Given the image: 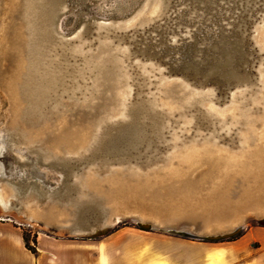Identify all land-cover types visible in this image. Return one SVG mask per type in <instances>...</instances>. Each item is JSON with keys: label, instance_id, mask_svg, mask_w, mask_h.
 I'll use <instances>...</instances> for the list:
<instances>
[{"label": "rangeland", "instance_id": "rangeland-1", "mask_svg": "<svg viewBox=\"0 0 264 264\" xmlns=\"http://www.w3.org/2000/svg\"><path fill=\"white\" fill-rule=\"evenodd\" d=\"M234 1L139 0L119 15L104 0H0V189L34 219L1 221L31 246L115 214L125 233L161 232L137 218L209 233L243 222L231 239L264 248V0ZM217 47L249 81L226 88ZM162 125L127 158L124 143Z\"/></svg>", "mask_w": 264, "mask_h": 264}, {"label": "crops", "instance_id": "crops-1", "mask_svg": "<svg viewBox=\"0 0 264 264\" xmlns=\"http://www.w3.org/2000/svg\"><path fill=\"white\" fill-rule=\"evenodd\" d=\"M1 220L0 264H264V248H249L242 237L219 241L243 248L202 247L200 241L205 240L169 232L70 237L39 233L33 251L20 227ZM254 237L264 243L263 231Z\"/></svg>", "mask_w": 264, "mask_h": 264}, {"label": "water", "instance_id": "water-1", "mask_svg": "<svg viewBox=\"0 0 264 264\" xmlns=\"http://www.w3.org/2000/svg\"><path fill=\"white\" fill-rule=\"evenodd\" d=\"M137 1H139V0H135L134 3H136ZM238 1L239 0H235L233 2V5H239V2ZM134 3L130 7H128V9L125 12H119V15L131 11V9L133 8ZM246 3H248V0H243L242 5H246ZM239 33L242 35V38H244L247 35V34H243V30H240ZM213 51L215 53H213V56H211L210 58H208V61L212 62L217 67L219 66L221 68V70H223V71L225 70L226 67H229L228 70H227L228 79L223 80V83L226 85V88H230L233 84H238L240 82H244V81H249L250 80V77L248 75H246V74H243L242 76H240V75L238 76V72H241V70H243L245 68L244 66H241V68H239L241 62L236 64V63H233L232 60H230L229 58H224L223 60H221L220 59V57H221L220 54H222L221 53L222 51H221V49L219 47H217V50H212V52ZM203 58L204 57H202V56L197 57V59L193 60L194 64H195V62L200 63ZM248 70L253 72V70H251V68H250V65L248 66ZM244 73H246V72H244ZM143 80L145 81V78L144 77H143ZM146 99H147V97L145 98V100ZM145 100H143V102ZM144 106L146 107V102H144ZM194 108H198V103L194 104V106L191 107V109H189V110H192ZM146 109H147V107H146ZM198 110L200 111L199 114H201L203 116L205 110L202 111L199 108H198ZM149 112L150 111H148V114H150ZM158 112H159V110H158ZM159 118H160V116H159ZM209 119H211V118L210 117L209 118L207 117V121H209L210 124H212L211 123L212 120L210 121ZM153 126H152V128H153ZM162 126H161V129L160 130H159V128H154V130H156V132H157V134H153L154 136L151 135V137H150L149 136L150 135L149 133H148L149 135L147 133H144L143 135H144V138L145 139L142 137L141 139L135 140L134 142L124 143L125 146H127V149H125L126 151L124 150L123 153L128 156L127 158H130L129 155H132L131 153L139 154V152H141V148H143L145 146L148 148V150L153 149V145L150 144V143L153 142V140L154 141H156V140L158 141V139L164 133L163 130H164L165 126H163V127ZM147 136H149L152 139H146ZM140 140H142V141L140 142ZM96 142H97V144H99L100 143L99 139H95V141H93L94 144H96ZM94 158H96V157L94 156L91 159H94ZM113 160H117V159H113ZM17 180L18 181H25L24 178H19ZM34 186L37 187L36 190H37V192L38 191L40 192V193H38L40 195L41 194V189L39 187V183L38 182H35V185ZM83 199H85V198H82V197L78 196V198H77L76 201L80 204V203H82L84 201ZM90 201H92V200H90ZM8 218H9V216H8ZM120 220L116 221L111 228H106V229L104 228V229L99 230L98 232H94V233H89L88 232L87 234L90 235V236H99V235L106 234V233L110 232L113 229V227L118 222H120ZM77 223H78V227H73V228H75L74 231H76V230H79V231H82L83 230V231H85V230H88L89 229L88 226L86 227L84 225H79V224H81L79 222H77ZM137 224L141 228H145V229H148V230H152V227H150L147 224H141L139 222H137ZM66 227H69V225L66 226ZM89 230H91V229H89ZM242 230H243L242 227L237 226L231 232H227V233H223V234H216V235H193V234H189L187 232L176 231V230H173V229L168 230L167 232L172 233V234H177V235H180V236H184V237L195 238V239H199V240L219 241V240H224V239L232 238V237L236 236L237 234H239Z\"/></svg>", "mask_w": 264, "mask_h": 264}, {"label": "bare ground", "instance_id": "bare-ground-1", "mask_svg": "<svg viewBox=\"0 0 264 264\" xmlns=\"http://www.w3.org/2000/svg\"><path fill=\"white\" fill-rule=\"evenodd\" d=\"M111 1H113V0H104V4L108 5V8H105L104 5H101V9H103L105 11L106 9L112 10V9L116 8L117 12H125L128 9V7H130L135 2V0H133V2L130 0L128 3H125L124 1H121V2H117L114 5V7H113V4H111ZM109 6L110 7L112 6L113 8L112 7L110 8ZM114 66H115L114 69H117V67H119L118 64H114ZM145 102L147 103L146 107H147L148 111H150L149 113L153 114V112L155 110L153 108V103L151 102V99L148 98ZM0 169H1V167H0ZM19 176L22 177L21 175H19ZM9 201L10 200H8V198L4 197V195L1 193V189H0V216H1L0 218H3V215H8V216L12 215V216H14L15 219H17L19 221H27L29 224H31L34 221V219H32V216H26L24 213H18V212H15V211L11 210ZM120 219H121V216L118 215V214H115L114 217L111 220L104 222L103 225H101L99 227L93 228V230L89 231V233L98 232L99 230L104 229V228L105 229L106 228H111L114 225V223L116 221L120 220ZM136 222H139L141 224H147L150 227H152V230H157V231H161V232H167L168 230L173 229V230H176V231L187 232V233L193 234V235L223 234V233L231 232L237 226H240L243 229L245 227L243 222H239L238 224L234 225L230 230L218 231V232H212L211 231V233H209L210 231L209 232L208 231L199 232V231H196V230H194L193 228H190V227H178V226L160 225L159 223H154V222H152L150 220L141 219V218H137Z\"/></svg>", "mask_w": 264, "mask_h": 264}, {"label": "trees", "instance_id": "trees-1", "mask_svg": "<svg viewBox=\"0 0 264 264\" xmlns=\"http://www.w3.org/2000/svg\"><path fill=\"white\" fill-rule=\"evenodd\" d=\"M24 238H25V240H26V246H27L29 249L35 251V246H31V245L28 244V241H27L25 235H24ZM35 241H36V240H34V242H35Z\"/></svg>", "mask_w": 264, "mask_h": 264}]
</instances>
